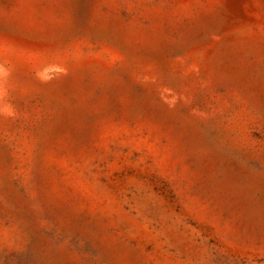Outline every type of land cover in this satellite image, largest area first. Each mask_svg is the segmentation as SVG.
<instances>
[{"label":"rangeland","instance_id":"obj_1","mask_svg":"<svg viewBox=\"0 0 264 264\" xmlns=\"http://www.w3.org/2000/svg\"><path fill=\"white\" fill-rule=\"evenodd\" d=\"M0 264H264V0H0Z\"/></svg>","mask_w":264,"mask_h":264}]
</instances>
